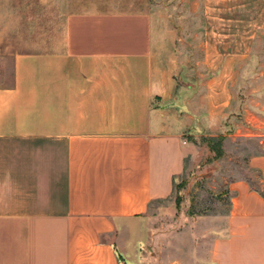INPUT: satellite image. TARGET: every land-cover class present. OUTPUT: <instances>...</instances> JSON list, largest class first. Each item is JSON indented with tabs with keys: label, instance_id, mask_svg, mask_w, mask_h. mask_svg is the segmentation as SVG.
<instances>
[{
	"label": "crops",
	"instance_id": "obj_1",
	"mask_svg": "<svg viewBox=\"0 0 264 264\" xmlns=\"http://www.w3.org/2000/svg\"><path fill=\"white\" fill-rule=\"evenodd\" d=\"M151 5L0 0V264H141L123 234L171 196L187 138L219 136L259 140L256 186L149 264H264V0H209L188 85Z\"/></svg>",
	"mask_w": 264,
	"mask_h": 264
},
{
	"label": "rangeland",
	"instance_id": "obj_2",
	"mask_svg": "<svg viewBox=\"0 0 264 264\" xmlns=\"http://www.w3.org/2000/svg\"><path fill=\"white\" fill-rule=\"evenodd\" d=\"M208 2L152 0L159 48L162 53L170 48L180 52L179 84L188 85L196 80L195 69L203 57ZM260 49L259 58L264 63V41ZM245 90L241 86L236 88V95L244 97L241 93ZM219 137L187 138L190 148L185 170L175 180L171 196L153 202L147 214L132 224L131 232L123 234L122 240L132 253L136 252L141 264L160 261L162 256L176 257V250L170 248L172 241L185 240L190 244L193 239H204L210 234L208 217L225 214L230 208V182L245 178L256 186V174L247 167V157L259 152V140L225 138L221 154H216L210 144L218 147Z\"/></svg>",
	"mask_w": 264,
	"mask_h": 264
},
{
	"label": "trees",
	"instance_id": "obj_3",
	"mask_svg": "<svg viewBox=\"0 0 264 264\" xmlns=\"http://www.w3.org/2000/svg\"><path fill=\"white\" fill-rule=\"evenodd\" d=\"M224 137H219V146L215 147L212 145V143L210 144V149L211 151L215 152L216 154H221V145H222V142L224 141ZM213 139H211L210 141L212 142ZM119 260L122 261V257L119 255Z\"/></svg>",
	"mask_w": 264,
	"mask_h": 264
}]
</instances>
